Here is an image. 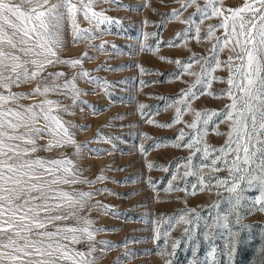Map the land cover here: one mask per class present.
I'll use <instances>...</instances> for the list:
<instances>
[{"label":"rangeland","instance_id":"rangeland-1","mask_svg":"<svg viewBox=\"0 0 264 264\" xmlns=\"http://www.w3.org/2000/svg\"><path fill=\"white\" fill-rule=\"evenodd\" d=\"M246 3L253 0H93L88 19L83 11L76 15L87 30L81 38L74 39L76 29L67 21L61 33L60 58L80 63L49 65L43 74L62 87L33 94L44 86L40 76L11 85L17 98L4 110L44 103L71 134L69 142L62 133H42L31 155L71 161L66 166L76 182L54 187L78 202L64 203L63 213L75 215L57 224L89 229L91 238L77 232L79 242L69 247L91 264H264V186L235 171L236 153L227 143L234 124L225 116L232 103L228 90L239 95L228 80L240 79V61L228 63L240 52L232 51L230 10ZM214 8L220 11L213 14ZM226 37L232 39L227 45ZM189 90L195 96H182ZM0 94L10 95L7 88ZM46 124L55 128L43 119L31 126ZM49 142L50 150L44 147ZM241 174L237 192H229ZM81 193L92 195L81 199Z\"/></svg>","mask_w":264,"mask_h":264},{"label":"snow or ice","instance_id":"snow-or-ice-1","mask_svg":"<svg viewBox=\"0 0 264 264\" xmlns=\"http://www.w3.org/2000/svg\"><path fill=\"white\" fill-rule=\"evenodd\" d=\"M79 2L83 5L82 9L73 0H0V88H7L10 93L7 96L0 94V264H63L64 261L91 264L83 259L84 253L69 247L70 243L79 242L77 232L87 233L91 238L89 229L57 224L58 221L75 215L74 212L63 213L64 203L71 205L78 202L74 194L54 187L60 182H76L72 169L66 166L71 161H45L31 155L38 151L36 140L42 133L50 136L62 133L71 142L68 128L58 117L49 115L51 109L45 110L44 103L29 106L23 112L3 108L4 104L17 98L10 91L11 85L29 82L40 76L45 82L44 86L35 88L33 94L55 91L62 86L57 85L55 80L47 82L48 77L43 75L47 66L80 63L79 59L62 60L58 52L66 21L76 29L74 39H80L81 33L87 31L79 27L76 15L83 11L84 18L88 19V9L93 0H88L87 4L84 0ZM190 2L195 3V0ZM219 11L214 8L213 14ZM230 11L233 19L231 34L235 37L232 51L239 48L240 52L229 56L228 63L240 61L235 66V73L240 79L239 82L232 77L228 80V84L235 87L239 95H233L231 88L227 93L232 103L226 106L229 111L225 116L234 124L232 132L228 133L227 143L229 151L236 153L232 160L235 171L247 173L249 184L259 181L264 186V0H253L251 4L246 3ZM245 12L250 15H240ZM97 15L92 12V16ZM237 17L239 25L235 23ZM219 41L220 38H217L218 44ZM231 42V37L224 39L225 45ZM176 63L183 66L181 61ZM206 71L208 69L202 68V73ZM62 75L63 73L48 74L56 78ZM82 75L87 76L88 73ZM189 95L195 96V93L191 90L182 92V96ZM46 103L52 105L58 102L48 100ZM176 111L177 119L174 123L178 122L181 114L180 108ZM212 115L218 113L213 112ZM40 119L54 122L55 128L48 124L44 127L31 126ZM189 127L195 128L196 124ZM21 128L27 131L20 132ZM233 132L236 134V141L232 140ZM16 141L19 143H15ZM232 143L236 144L234 149L231 148ZM186 146L191 147V144ZM44 147L50 150L53 144L49 142ZM219 151L223 153L225 149L221 148ZM212 163L215 164L216 159ZM62 172L69 175H62ZM187 174L186 172L185 175ZM244 179L243 174L233 177V183L227 190L237 192ZM57 191L59 195L54 194ZM91 195L79 194L81 199ZM239 198L238 196L237 200ZM84 223L87 225L90 221L85 220ZM223 226L227 227V224ZM75 257L82 259L77 261Z\"/></svg>","mask_w":264,"mask_h":264}]
</instances>
